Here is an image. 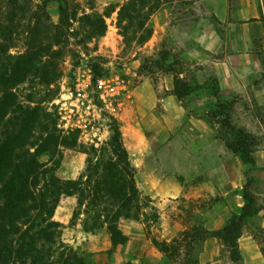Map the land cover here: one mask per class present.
<instances>
[{"label": "trees", "instance_id": "obj_1", "mask_svg": "<svg viewBox=\"0 0 264 264\" xmlns=\"http://www.w3.org/2000/svg\"><path fill=\"white\" fill-rule=\"evenodd\" d=\"M48 1L0 0V264H88L83 252L63 241L61 224L53 218L54 209L64 195L76 197L70 223L80 222L86 233L106 227L113 244L127 241L119 228L120 219L141 221L146 226V222L157 223L160 217L153 198L138 187L136 168L116 116H109L108 139L98 145L85 144L79 131L68 130L66 134L59 127V114L49 111L41 99L36 100L37 92L29 90L25 96L19 93L24 84L49 89L57 83L61 74L57 60L64 56L70 38L78 37L77 45L85 46L107 30L108 12L83 11L77 17L71 13L76 5L69 0H58L59 18L53 23L47 11ZM189 2L126 0L117 15L123 50L142 46L151 38L150 19L154 13L166 6L178 9ZM75 22L76 32L71 31ZM17 41H22L23 49L12 52ZM170 56L169 51L161 50L150 65L143 62L140 70L155 67L171 73L173 85L167 93L176 97L187 114L205 120L211 128L217 127L227 147L242 162L254 165L255 136L231 116L236 97L223 98L215 76L199 82L194 74L188 80L185 67H177L181 60L175 55L170 60ZM184 62L187 63L185 59ZM200 68L195 65V71ZM91 69L94 78L101 76L99 66L92 64ZM199 93L207 99L202 115L189 110L186 103ZM63 149L85 154V167L75 179H62L56 173ZM44 154L47 160L40 159ZM250 184L251 178L247 176L242 186L244 203L240 212L232 214L221 228L193 226L170 241L163 239L155 241L156 244L170 258L178 257L181 264H199L198 257H189L194 245L217 238L228 248L230 261H240L238 240L245 220L259 211Z\"/></svg>", "mask_w": 264, "mask_h": 264}, {"label": "rangeland", "instance_id": "obj_2", "mask_svg": "<svg viewBox=\"0 0 264 264\" xmlns=\"http://www.w3.org/2000/svg\"><path fill=\"white\" fill-rule=\"evenodd\" d=\"M42 1L33 0L39 3ZM69 1L76 5L72 7L71 13H75L77 17L83 11L108 12L109 15L105 17V34L85 46L77 45L75 39L78 37L70 38L71 43L65 48L64 56L57 60L61 69L56 83L58 89H55L56 84L49 89L39 84H33L32 87L24 84L19 88V93L25 96L29 90L37 92L36 100L41 99L49 111L59 114V127L66 134L68 130L79 131L80 139L85 144L98 145L108 139L111 134L109 116H116L120 122L124 145L136 168V181L141 192L149 195V190L154 191L173 182L184 187L185 194L177 199L164 198L159 204L158 198H153V206L159 214L175 225L173 237L193 226L206 228V221L212 217L210 227H220L226 223L230 213L237 210L243 202L237 190L242 188L249 176L250 188L256 197L259 211L245 220L240 237L243 258L236 264H264V74L254 78L253 87L229 98L236 97L231 114L233 121L255 136L256 163L243 165L239 156L234 160L229 159L232 150L227 147L221 132L214 126L207 130L209 139L222 144L225 152L229 153L226 158L225 155L220 157L219 163H212L211 158L195 156V152H205L203 143L200 139L192 142L181 133L184 124L181 115L174 111L171 116L162 106L161 99L167 93L166 88H172L173 85L172 74L155 67L150 71H142L140 66L143 62L150 65V60L156 59L159 51L167 50L170 55L181 60L177 67L184 66L186 78L191 80L195 65L187 60L185 63L183 53L192 44L183 31L195 27L202 15L215 19L213 8L206 6L205 0H190L178 9L174 6L163 7L160 10L165 9L167 24L160 39L152 45L143 44L125 51L123 37L117 27V15L126 0ZM47 11L50 20L57 23L58 0L48 1ZM72 28L71 31L76 32L78 23L75 22ZM16 44L17 47L12 52L23 49L22 41H17ZM92 64L99 66L100 77L94 78ZM52 93L55 94L51 98ZM206 100V97L194 94L186 103L189 110L202 115L206 107H195ZM173 116L179 123L169 131L167 121ZM182 117H185L183 110ZM66 150L63 149V156ZM47 158L44 154L40 159ZM237 172L240 173V180L236 176ZM232 183L237 186L232 188ZM205 184L212 188L211 192L209 189H201ZM148 212L151 210L148 209ZM146 226L153 240L160 242L165 239L157 230L156 223L146 222ZM248 242L255 245L250 246ZM172 257L181 263L178 257ZM189 257H200L203 264H234L230 261L228 248L217 238L195 244Z\"/></svg>", "mask_w": 264, "mask_h": 264}, {"label": "crops", "instance_id": "obj_3", "mask_svg": "<svg viewBox=\"0 0 264 264\" xmlns=\"http://www.w3.org/2000/svg\"><path fill=\"white\" fill-rule=\"evenodd\" d=\"M205 4L209 8H213L215 19L211 20L208 16L202 15L195 27L183 31L188 42L192 44L183 53V58L201 67L194 72L199 82H203L210 76H215L221 96L229 99L247 91L248 87H253L254 78L264 74V0H205ZM164 10H159L152 15L150 22L153 33L145 43L146 45H152L160 39L162 30L167 24V14ZM170 89L167 87V92ZM199 94L206 97L202 93ZM161 102L171 116L174 111L181 115L180 118L184 122L181 128L182 134L192 142L199 139L202 141L205 152H200V154L195 152V156L202 155L207 159L211 158L212 163H219L224 155L226 158L229 152H225L226 149L223 145L209 139L207 135L209 126L205 120L187 115V111L172 94L166 93ZM202 104H197V106L204 107ZM182 110L185 113L184 118ZM177 122L174 120V116L167 121L169 131ZM230 155L229 159L231 160L237 157L233 152ZM85 158L84 153L67 149L57 168V175L62 179L77 178L85 167ZM241 163L246 164L242 161ZM181 174L184 173L181 172ZM236 176L240 180L239 172L236 173ZM234 186L237 184L232 183L231 187ZM201 189L212 191L208 184H205ZM237 191L242 196V188H238ZM148 193L152 198H158L159 204H161L160 200H164V198L170 200L181 197L185 194V190L183 185L173 182L163 185L157 190H149ZM243 203L244 199L239 208L230 214H238ZM75 206L76 197L74 195L62 196L54 209L53 218L61 224L63 241L83 252L88 264H181L161 251L159 245L149 236L143 222L120 219L119 228L127 236V241L123 244H113L106 227L94 233H86L80 222L71 224ZM212 218L205 223L207 229H219L225 224L220 227H210ZM156 225H158L157 230L161 233V237L170 241L175 225L165 220L161 214ZM238 241L241 251L240 238ZM248 243L250 246L255 245L252 242ZM204 253L202 254L204 255ZM241 255L243 258L242 251ZM240 261L234 262V264ZM199 264H203L200 257Z\"/></svg>", "mask_w": 264, "mask_h": 264}]
</instances>
